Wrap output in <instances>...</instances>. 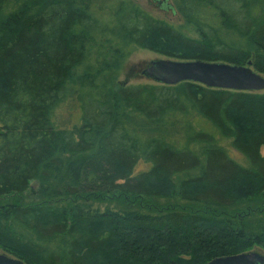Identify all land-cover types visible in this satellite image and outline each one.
Wrapping results in <instances>:
<instances>
[{"label": "trees", "instance_id": "obj_1", "mask_svg": "<svg viewBox=\"0 0 264 264\" xmlns=\"http://www.w3.org/2000/svg\"><path fill=\"white\" fill-rule=\"evenodd\" d=\"M171 1L194 37L132 0H0V245L23 264H207L264 247V93L118 84L133 49L264 75V0ZM184 175V205L152 209ZM27 191L45 199L1 201ZM103 196L130 209L54 205Z\"/></svg>", "mask_w": 264, "mask_h": 264}, {"label": "water", "instance_id": "obj_2", "mask_svg": "<svg viewBox=\"0 0 264 264\" xmlns=\"http://www.w3.org/2000/svg\"><path fill=\"white\" fill-rule=\"evenodd\" d=\"M155 1L161 3L162 8L172 10L168 0ZM141 75L162 86L172 87L190 82L208 89L254 93L264 91V78L252 70L251 62L246 66H237L202 61L158 60L150 62ZM0 264L23 263L6 254H0ZM207 264H264V255L249 252L216 258Z\"/></svg>", "mask_w": 264, "mask_h": 264}, {"label": "rangeland", "instance_id": "obj_3", "mask_svg": "<svg viewBox=\"0 0 264 264\" xmlns=\"http://www.w3.org/2000/svg\"><path fill=\"white\" fill-rule=\"evenodd\" d=\"M136 4H138L143 10H145L147 13L152 15L153 17L157 19L165 20L166 22L175 25L177 27H180V30L182 33L189 37H194L191 33H189L184 27H181L183 25L182 17L177 14L173 13L170 9H164L161 7V3H158L155 0H132ZM169 4H172V1L169 0ZM158 60H172V61H179L174 58H168L163 55H160L158 53H154L148 50L143 49H133L131 55L122 63L118 75V84L119 85H127V86H133V85H147V84H153V82L149 79L144 78L141 75V72L145 69V67L152 61H158ZM264 78V75H261ZM264 93V91L259 92ZM64 113V112H63ZM62 114V112H61ZM260 155L264 157V147L260 148ZM237 156V155H236ZM147 167L146 165L140 163L137 166L136 171H142L145 170ZM190 176V175H189ZM188 176H179L176 177L172 182L166 186H163L162 189H160L159 194H161L160 198H157L155 201V205L152 206V209L154 210H160L162 208L167 209L169 206L175 204H178V206H183V202L179 200V198L176 195V186L178 182L182 179L187 178ZM31 187H35V184L33 183ZM36 189V188H34ZM35 192V191H33ZM45 198H40L37 195H34L32 191H27L23 193L22 195H16V196H10L3 198L2 202H7L11 200H17L21 204H33L34 202H39L44 200ZM54 205L57 206H66L69 207L75 203H82V206L90 207L92 211H98V212H104L106 209H109L111 211H122V210H129L128 207L130 203L127 202V205H124L121 200H118L115 196H103V197H93V198H85L84 201H76L73 202L71 199H55ZM133 210V209H131ZM143 212L150 211V208H145L142 210ZM261 219V218H260ZM19 231L20 228H17ZM249 252H256L261 255H264V247L261 245L248 243V247L245 250L244 253ZM0 254H6L10 257L11 255L7 254L3 248L0 245ZM14 258V257H12Z\"/></svg>", "mask_w": 264, "mask_h": 264}]
</instances>
